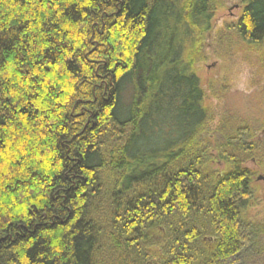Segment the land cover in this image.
Returning <instances> with one entry per match:
<instances>
[{
    "label": "trees",
    "instance_id": "1",
    "mask_svg": "<svg viewBox=\"0 0 264 264\" xmlns=\"http://www.w3.org/2000/svg\"><path fill=\"white\" fill-rule=\"evenodd\" d=\"M213 6L0 0V264H264V150L193 69Z\"/></svg>",
    "mask_w": 264,
    "mask_h": 264
},
{
    "label": "rangeland",
    "instance_id": "2",
    "mask_svg": "<svg viewBox=\"0 0 264 264\" xmlns=\"http://www.w3.org/2000/svg\"><path fill=\"white\" fill-rule=\"evenodd\" d=\"M241 1L214 0L211 29L204 34L202 59L193 69L203 89V105L210 115L248 127L254 141L264 150V62L261 55L264 46L257 48L238 36L234 26L243 8ZM247 166L255 172L252 187L257 205L250 211L258 212L264 209V170L259 162L251 160ZM262 242L264 245V233Z\"/></svg>",
    "mask_w": 264,
    "mask_h": 264
}]
</instances>
